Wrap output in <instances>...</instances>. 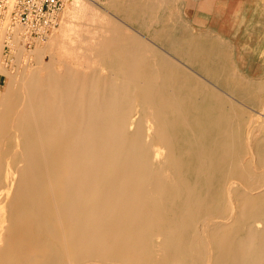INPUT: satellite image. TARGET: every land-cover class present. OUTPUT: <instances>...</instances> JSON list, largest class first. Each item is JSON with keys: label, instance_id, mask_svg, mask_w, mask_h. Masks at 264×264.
<instances>
[{"label": "bare ground", "instance_id": "bare-ground-1", "mask_svg": "<svg viewBox=\"0 0 264 264\" xmlns=\"http://www.w3.org/2000/svg\"><path fill=\"white\" fill-rule=\"evenodd\" d=\"M69 7L68 12L81 15L93 11L86 0H70ZM0 27L8 34L5 24ZM59 30L76 35L75 48L82 42L100 43L93 29L87 38L65 24ZM22 31L20 26L14 28L9 32L12 39L6 41L14 52V65L0 62V74L5 76L0 89V161L15 153L4 147L20 145V159L11 158L9 188L1 199L6 215L0 224V264H94L111 259L145 264L152 256L142 248L151 236L143 229H152L158 217L165 228H171L161 216L168 205V184L177 191L171 209H179L182 220L180 226L175 223L173 229L159 233L178 241L170 250L166 243L159 244L165 251L161 264H264V227L246 225L239 237L219 235L225 243L212 256L198 247L205 236H217L228 223L218 219L227 218V213L203 210L211 192L215 199V184L222 186V194L233 188L227 181L231 171L241 172L238 178L251 190L259 188V196L240 195L244 207H252L248 217L264 221L263 208L252 212L254 203L263 202L264 174L251 171L238 156L228 173L212 171L228 156L223 152L228 144L221 143L226 135L212 132L209 126L221 122L220 113L197 99L194 89L172 81L166 65L121 47L120 38L108 39L119 47L114 52L117 69L109 75L121 72L134 82L143 114L119 105L114 95L98 107L93 94L87 92L83 99L75 85H64L62 90L53 85L64 76L77 80L74 72L86 74L85 65L73 66L76 55H63L51 40L28 49ZM2 51L0 45V57ZM82 105L87 111H80ZM212 155L220 156L217 163ZM169 164L176 168L174 173H169ZM194 207L199 210L192 213ZM182 229L190 231L184 235ZM229 239L234 248H229Z\"/></svg>", "mask_w": 264, "mask_h": 264}, {"label": "rangeland", "instance_id": "rangeland-1", "mask_svg": "<svg viewBox=\"0 0 264 264\" xmlns=\"http://www.w3.org/2000/svg\"><path fill=\"white\" fill-rule=\"evenodd\" d=\"M160 1L162 6L156 7L155 4L150 5V0H86L88 4L93 6V11H88L85 15H81L79 11L77 13L75 11L68 12L70 0H67L60 13L57 27L52 29L42 40H36L38 42L35 41L31 46L27 47L28 49H33L39 45L45 46L51 40L52 47L62 51L63 55L66 56L70 53L76 55L77 58L73 63L75 68L79 65L86 66L84 67L87 71L86 74H82V72L76 74L74 72L77 77L75 81L73 75L71 77L64 76L61 79L57 78L53 82L55 87L58 88L60 86L62 90L64 85H75L77 86L76 91L81 93L83 99L87 92L93 94L97 98L95 104L98 107L104 103V100H109V96L114 95V100L119 105L128 107L130 111H136L140 109L142 102L137 92H133L134 82L121 72L112 75L113 77L109 75L110 71L117 69L114 52L119 47L108 39L120 38V41H124L119 43L121 47L136 49L166 65V69L172 73V77H170L172 81L181 82L184 86L194 89L196 91L194 95L197 99L203 100L210 110L221 114V122L210 124L209 126L213 130L212 132L226 135V138L221 143L228 144V148L226 147L227 149L223 151L228 156L222 158L224 162L219 167L212 166V171L222 174L228 173L232 167L231 164L234 163L233 158L238 156L239 160L249 165L251 171H254L257 175L264 174V76L247 60H243L242 64L237 66L235 51H233L232 45L226 39L220 37L217 33L212 35L211 33L213 32H209L206 29L192 28L188 21L189 15L185 14L184 11L182 12L181 0ZM249 3L245 4L241 9V11L244 9L246 14H250L252 10ZM149 5L153 15H150L147 10L150 8ZM227 7L225 11L230 13V11H234L231 8L234 9L236 5H231V8ZM139 15H141L140 20H138ZM134 18H137V20ZM63 24L66 27L70 26L73 33L76 30H80L83 38L89 37V29L95 30L100 37V43L93 45L82 42L77 46L80 48H75L72 43V40L76 38L75 34H71L69 31L59 33V29H61ZM17 27L19 28V26ZM205 30L209 33H206ZM4 32L5 29L3 30L0 27V33L2 34L0 36H3ZM248 35L250 36L249 33ZM7 36L8 34L5 32L4 37H0V45H3L4 50V52L2 51L0 62L6 61V64L11 68L14 65V52L6 44L7 39H12V37ZM245 46L243 41L240 47L246 49ZM83 48H87V50H82ZM121 78H123V81H119ZM4 85L5 76L0 74L1 90ZM123 95L124 98L121 99ZM44 108L42 111L48 116L47 111L49 109L45 106ZM79 109L85 112L88 108L82 105ZM141 112L143 114L142 110ZM195 112L197 111L195 110ZM146 114L148 113L144 112V115ZM4 148L15 149V153L10 158L6 156L0 161V166L2 167L0 171V224H2L3 217L6 215L4 213V203L1 200L9 188L6 177L10 173L8 172L10 167L14 166L11 165L10 161L13 158L15 160L20 159L19 144ZM162 150L164 153L167 151L164 148ZM232 150H236V153L233 154ZM219 157L212 155L213 159L211 160H215L217 163ZM167 169L169 173H174L176 170L172 164H169ZM232 169L234 168L232 167ZM240 174L241 172L234 173L232 171L228 174V184L229 186L233 185L231 192L222 194V186L215 184L213 189L214 201L210 197L212 192L209 194L210 198L207 197L209 204L204 207L205 210L203 211L212 215L227 213L225 214L227 218L218 217V219L226 220L228 223L224 226L222 233L217 234L215 237L207 235L203 238V241L198 245L202 253L212 256L218 252L221 245L225 243L224 237L222 238L219 235L227 234L231 237H239L245 234L246 225L252 224L253 227L258 229L264 227V221H261V218L251 220L248 217L252 207H244L245 204L240 195L251 192L250 195L259 196V194L261 195L259 188L251 190L239 179ZM262 180L264 181V177ZM166 189L168 191L165 199L168 205L166 204L167 206L163 207V215L161 216H164L165 221H169L167 224L171 225L173 229V224L181 225L182 214H180L179 209L176 212L171 209V207H174L172 202L177 199L175 197L177 191L171 189L169 184L166 185ZM262 201L261 203H254L256 208L252 212L257 211L259 208L264 209V197ZM149 205L153 207V205ZM241 206L242 208L239 209ZM197 210L199 208L194 207L191 212L195 213ZM239 215H242V217L239 218ZM157 220L159 222L152 229L148 227L143 229L151 236L149 245L142 248L144 253H149L152 256V259L145 264L162 263V256L165 251L159 247L160 243H166L169 246L168 250L178 244L177 240H171L159 234L171 228H165L160 217ZM209 226L211 230L214 225ZM188 231L190 229L184 231L182 229L180 233L184 232L185 235ZM228 242L229 248L235 247L231 239ZM230 253L233 254L234 252ZM94 264L134 263L111 259L109 261H94ZM175 264H187V262L178 261Z\"/></svg>", "mask_w": 264, "mask_h": 264}, {"label": "crops", "instance_id": "crops-1", "mask_svg": "<svg viewBox=\"0 0 264 264\" xmlns=\"http://www.w3.org/2000/svg\"><path fill=\"white\" fill-rule=\"evenodd\" d=\"M181 2L182 12L189 15L188 21L192 28L206 29L213 32L212 35L217 33L232 45L237 66L242 64L243 60H247L264 76V0H181ZM247 3L252 9L250 14H246L244 9L241 11ZM154 4L156 7L162 6L160 0H152L150 5ZM227 5L229 8L231 5L236 7L231 8L234 11L228 13L225 11ZM243 41L246 49L240 47Z\"/></svg>", "mask_w": 264, "mask_h": 264}, {"label": "built area", "instance_id": "built-area-1", "mask_svg": "<svg viewBox=\"0 0 264 264\" xmlns=\"http://www.w3.org/2000/svg\"><path fill=\"white\" fill-rule=\"evenodd\" d=\"M67 0H0V25L8 31L23 28L28 46L43 39L59 24L60 13ZM8 36L12 37L11 34Z\"/></svg>", "mask_w": 264, "mask_h": 264}]
</instances>
